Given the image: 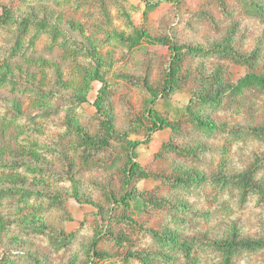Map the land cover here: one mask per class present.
Returning a JSON list of instances; mask_svg holds the SVG:
<instances>
[{
  "label": "rangeland",
  "instance_id": "1",
  "mask_svg": "<svg viewBox=\"0 0 264 264\" xmlns=\"http://www.w3.org/2000/svg\"><path fill=\"white\" fill-rule=\"evenodd\" d=\"M146 1L159 4L147 13ZM146 1L0 0V13L7 7L15 17L0 29V76L12 79L0 86V117H24L0 136V161L32 168L0 169V189L36 193L0 204L2 264H223L209 247L195 246L187 258L179 244L161 243L150 231L198 245L264 236V204L212 183L251 173L264 186V138L249 132L264 128V91L235 90L245 68L215 52L222 46L249 56L264 73V0H252L260 14L241 0ZM125 13L148 33L137 46L113 40L138 35ZM25 19L30 33L12 56ZM43 22L59 29L57 43L41 34L31 46ZM183 45L204 51L182 52L174 88L163 96L172 46ZM104 82L102 113L122 137L139 142L137 157L118 137L91 155L83 145L84 132L101 133L95 101ZM150 89L172 126L152 128ZM214 95L220 101H200ZM131 158L139 164L133 174L126 172ZM193 174L203 180H174ZM94 249L105 258H95ZM232 264H264V250L241 252Z\"/></svg>",
  "mask_w": 264,
  "mask_h": 264
},
{
  "label": "trees",
  "instance_id": "2",
  "mask_svg": "<svg viewBox=\"0 0 264 264\" xmlns=\"http://www.w3.org/2000/svg\"><path fill=\"white\" fill-rule=\"evenodd\" d=\"M146 1V0H145ZM179 1V0H178ZM246 9L250 14H260L263 12V9L255 2L252 0H241ZM71 3V2H69ZM77 5L81 4L79 2H74ZM159 3H150L149 1H146V12H150L154 10ZM126 17L128 18V25H130L133 28V31L135 34H138L137 37L134 39V37L130 38H124L123 34L120 36H115L113 40L116 42H120L121 44H125L128 47H133L137 46L141 43L140 38H144L148 33L144 31L143 29L138 28L137 26L134 25L131 17L129 16L128 13H125ZM15 21V17L12 14L11 10L7 7L3 8L2 13H0V29L4 25H8L12 22ZM20 29L19 32L16 35V40L13 48V54L12 56H16L15 54H18V52L22 48L23 41L28 37L30 33V23L27 19L22 20L20 23ZM41 34H51L52 36V45H55L57 43V40L59 38V29L50 26L48 23L43 22L40 27L35 31V33L30 37L29 44L31 46L34 45L36 40L40 37ZM152 43L158 44H164L163 41L161 40H152ZM173 48V54H172V63L171 67L167 73L166 79H165V85L163 89V96H167L171 90L174 88V83L176 82V78L178 75L179 71V65L182 60V52H187V53H201L204 50L201 48H193L190 46H172ZM215 52L216 53H221V54H227L231 55L234 60L241 66L245 68V73L244 75L239 79L235 86V90L241 91L245 88L256 86L260 88L262 91H264V73L259 72L257 69H255V65L253 62L250 61L249 56H245L240 53L234 52L232 49L227 48V47H222V46H217L215 47ZM12 79L9 78L7 74L5 76H0V86H4L7 83L11 82ZM13 83V82H12ZM15 86L17 83H13ZM106 88V82L103 83V87L100 89L99 96L97 97V100L95 101V106L97 109V113L100 114V124H101V133L98 136H93L88 133L83 134V145L87 150V153L91 155L93 152L96 151H105L107 150L111 143L112 140L115 138H120L124 140L126 143L130 155L129 157H137V148L139 146V142L137 140H132L127 137H122L119 133L114 128V125L112 123V119L107 115L106 113H102V94L105 92ZM25 89H29L32 91H36L33 87L30 85H25ZM40 92V91H39ZM42 94V93H40ZM150 94H151V99L149 101V106L147 108L148 114L151 116L153 126L152 128L155 129H165L168 126H172V123L161 118L159 116V113L156 111L154 105L159 97V94L150 89ZM205 97V96H204ZM202 98L200 101H205V102H218L220 101V97L218 95H214L209 98ZM20 112L17 111H12L8 112L7 114L4 115V117H0V136H3L11 127L18 122L19 120H22L24 117L19 114ZM197 123L204 127L205 129H213V124L211 123H205L202 121L197 120ZM251 134L254 136H257L258 138H264V128H253L249 131ZM35 149H40L42 147H38V145L34 144L33 145ZM130 168L126 171L127 173L129 172L130 174H133L136 172V169L139 168V164L134 162V160H130ZM2 168H13V169H18V168H24L27 170H32L31 167L26 166L24 164H18V163H5L0 161V169ZM177 183H183V184H196L197 182H201L203 178L197 174L189 175L185 178H175L174 179ZM212 183H216L218 185H233L236 186L239 191L244 195V196H250L251 198L258 199L260 202L264 204V186L261 184L257 183L252 174L244 173L240 174L237 176L233 177H221L219 179L213 180ZM36 193L32 190H25V189H17V188H1L0 189V204L4 203L5 199L9 198H15L19 197V201H26L30 199L32 196H35ZM119 203L123 204L124 199H120ZM153 233V236L157 238L161 243H166L170 245L171 247L179 244V247H181L184 250L185 256L187 258H191L192 250L194 249L195 246H204V247H209L218 253L223 257V264H232L234 261V258L237 254L241 252H255V251H263L264 250V236L259 237V238H250V237H237L233 236L230 239L226 240H218V239H208L202 241L198 245L197 242L191 241L190 243L188 241L184 242H179L178 238L170 235V234H163V233H158L155 231H150ZM75 235V232L71 233H65V240L66 243L69 242ZM95 252V258H105L104 255L101 252H98L94 249ZM93 258V259H95ZM3 261L0 260V264H2ZM95 262H93L94 264ZM138 264H150L147 261H140Z\"/></svg>",
  "mask_w": 264,
  "mask_h": 264
}]
</instances>
